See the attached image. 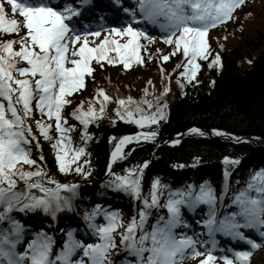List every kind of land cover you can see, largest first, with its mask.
<instances>
[{"label":"trees","instance_id":"16d2710c","mask_svg":"<svg viewBox=\"0 0 264 264\" xmlns=\"http://www.w3.org/2000/svg\"><path fill=\"white\" fill-rule=\"evenodd\" d=\"M254 2L257 3L254 10L256 14L248 15ZM243 26H246V29H243ZM24 33L25 30L20 29L19 35ZM6 39H18V35L0 31V41ZM206 39L213 57L207 62L199 59L206 68L203 72H197L194 79L180 75L183 68L177 66L183 64L187 58L183 56L182 50L172 55L170 49L174 45L157 36H150L146 38L147 41H143L139 53L142 63L133 58L129 67L125 68L120 65L114 67L106 61L100 62L103 65L101 67L93 61L94 71L91 75H86V86L67 97L71 104L64 109L67 120L65 127L71 126V131L66 134L71 137V147L85 149L84 154L74 161L69 153V166L66 171H61L57 163L56 152L52 147L55 141L44 139L36 128L35 120L41 119V115L39 111H35L34 117L28 119V123L32 125V136L29 137L30 142L24 145L26 149H30V156L35 164H21L18 167L31 172L42 169L43 174L39 180L32 177L31 182L44 187L53 183L80 185L73 195L63 194L60 214L56 220L57 227L53 225L43 206L21 210V206L16 205L5 214L6 218L0 220L1 223L11 232V221H15L27 231H40L48 241L54 237L55 231L63 233L65 229L80 226L90 229L99 240V235L90 224H107L104 213H117L121 226L115 230L116 247L110 249L107 259L114 260V264H137L138 258L129 250L117 255L120 252L118 247L121 234L127 227V222L135 218L139 223L141 210L148 213L143 231L151 232L152 226L158 221L162 224L163 220H167L169 213L165 205L169 199L194 200L201 192V186L206 185L212 190L214 203L209 205L198 202L191 207L188 203L181 204V223L173 229L175 237L180 234L184 237L185 233L200 231L198 236L205 239L202 231L209 232L204 221L209 218L210 208H214L219 221L239 212L240 206L234 201L241 192L253 197L258 196L255 187L249 189L248 185L253 183L264 187V148H257L251 141L234 143L208 135L182 138L175 145L165 144L191 126L219 130L234 139L244 136L264 139V0H244L234 11L232 19L216 29L209 30ZM244 46L255 48L256 53L248 67L238 71L237 58L241 56ZM13 47L19 49L20 45L16 43ZM217 54L220 61L218 64H212ZM163 55H169V60H162ZM181 58L183 59L180 60ZM177 60L179 62L175 65L174 61ZM177 73L179 75L175 76ZM165 82L171 83L166 92ZM97 89H103L112 99L106 103L103 116L88 124L86 131L89 138L82 140L85 129L80 121L69 114L81 101L84 102L86 110ZM115 91L124 93L125 99L131 97L135 101H151V109L147 104L140 105L148 114L155 112L156 105H166L163 107L164 118L144 127H139L134 121L125 118L119 119L113 114L114 109L119 107ZM95 106L97 109L100 107L98 102ZM121 111L123 112V109ZM134 118H138L135 112ZM44 120L51 122L47 121V117ZM141 130L145 133L156 132L155 137L159 142L155 137L133 139L122 156L109 165L110 153L120 139L135 137ZM51 134L56 136L55 131ZM224 157L238 162L225 163ZM143 163H147L145 167L135 169ZM77 167L81 168V172L76 171ZM127 170H134L130 174L131 177L139 178V196L134 195L131 190L116 187L113 183L117 177L126 176ZM108 171L111 174L107 175ZM224 171L229 173L228 179L223 175ZM258 173L261 175L258 176ZM253 177L256 179L253 180ZM14 179L15 191L24 192L25 181L19 176ZM154 181L159 182L156 189L158 206L146 208L144 199L147 198L151 204ZM4 186L7 187V183ZM27 194L43 197L37 189H32ZM65 198L67 205L64 203ZM23 202L30 203V200L23 199ZM97 205L99 214L91 221L85 219V213L91 214ZM3 211L4 206L0 205V212ZM161 217L163 220H160ZM191 218L195 225L190 221ZM237 219L242 225L239 228L241 232V229L248 228L243 226V218L238 216ZM254 228L260 231L259 226ZM141 231L137 228V240ZM145 247H151L150 239L145 242ZM148 255L147 251L142 254L145 264ZM199 257L183 259L181 264H191Z\"/></svg>","mask_w":264,"mask_h":264},{"label":"snow or ice","instance_id":"6c2138e0","mask_svg":"<svg viewBox=\"0 0 264 264\" xmlns=\"http://www.w3.org/2000/svg\"><path fill=\"white\" fill-rule=\"evenodd\" d=\"M6 3L10 6L11 13L14 15L18 13L22 20L14 16L9 18L6 15L5 0H0V31L18 35V39L0 41V205L4 206V211L0 212V220H4L5 214L16 205H20L21 210L43 206L47 212L50 203L55 201L56 210H59L61 207L60 189L70 187L75 192V185L57 184L55 189H48L39 183L31 182L32 177L39 180L43 170L31 172L18 167L21 164H35L30 156V149L24 147L30 142L29 137L33 132L28 119L34 117L35 111H39L41 119L35 120L36 128L44 139L55 141L52 147L56 152L59 168L61 171L68 170L69 153L74 161L84 154L85 149L72 148L71 137L66 135L71 131V126L65 127L67 120L64 109L71 104V100L67 97L86 86V75H91L94 71L93 61L98 64L101 61L113 64L119 59L125 68L129 67V62L133 58L142 63V57L139 55L142 45L139 39L148 38L144 33L128 27L123 31L112 30L117 35L126 36L125 43L105 38L99 44L91 46L88 36H99L100 33H84L81 36L75 30L70 29L65 21L71 18V14L74 13L73 9L67 8L62 13L45 4L43 0L38 3H34V0H23V2L6 0ZM242 4L243 0H141L140 7L149 19H155L158 16L165 18L166 23L161 27L170 33L164 37L165 42L173 44L176 51L182 50L183 56L188 58L187 63L177 66L183 68L180 75L194 79L200 68L198 58L208 59L209 46L206 37L209 28L229 19L233 10ZM21 27L26 29L23 35H19ZM16 43H19V49L13 47ZM110 53H115V56H111ZM172 55H175V52ZM169 58V55L161 56L164 61ZM219 61L220 57L217 54L212 64H218ZM100 66L103 65L100 64ZM177 82L179 83V80ZM181 87H183L182 84ZM166 91H168L167 88H165ZM111 99L103 89H97L96 95L89 100L86 110L84 102L81 101L69 114L80 121L84 127L82 140L89 138L86 131L88 124L103 116L105 105ZM97 102L100 105L99 109L95 106ZM116 103L120 106L117 108L118 118L124 119L125 116L132 118L138 125L155 124L159 119L164 118L163 107L166 105H156L155 112L148 114L140 105L147 104L151 109L153 107L151 101H135L128 97L118 98ZM134 112L138 114V118H134ZM45 117L51 122H46ZM52 131H55V137L51 134ZM190 131L198 132L200 135L204 134L199 129H190ZM155 136L156 132L153 131L137 134L135 137H122L112 154L113 158L120 155L121 146L124 143L133 139H152ZM172 143L176 144L179 141L173 140ZM224 161L225 163L238 162L230 160L229 157H224ZM76 171L81 172V168L77 167ZM127 171L131 173L134 170ZM15 176L24 180L28 188H41L47 193V197L29 196L25 192L15 191ZM255 179L256 177H253V180ZM5 183L7 187L4 186ZM113 183L116 187H123L126 191L131 190L136 196L140 195L139 178H132L129 174L117 177ZM158 184V181L153 182L151 204L147 198L144 199L146 208L158 206L156 191ZM253 187L259 194L258 196L253 197L246 192H241L234 201L240 206L238 213H232L217 221L214 208H210L209 218L204 221L209 229V235L213 231H221L245 239L243 233L239 231L242 225L237 219L238 216L244 219V227L264 225V187L249 183L248 188ZM22 198L30 200V203H24ZM214 200L212 190L206 185L201 186V192L194 200L169 199L165 205L169 213L167 220L161 217L160 220H163V223L158 221L152 226L151 232L143 231L148 213L141 210L139 223L135 218L127 222V227L121 234V243L126 244L127 249L138 258L137 264H145L142 256L145 251L149 253L146 264H181L186 255L185 249L189 246H193L192 255L200 256L202 254L194 248L195 241L191 237L177 240L173 229L181 223L179 207L181 204L188 203L191 207L198 202H205L212 205ZM64 203L67 205L66 198ZM98 209L99 205L93 209L91 214L85 213V219L90 221L94 219L99 214ZM52 215L55 216V211ZM104 216L108 221L107 224H90V227H93L99 235V242L83 246L84 255L90 258V264H111L107 256L110 249L116 247L114 236L115 230L121 226L120 218L117 213H104ZM11 223V232L0 236V257H3L7 264H26L25 257L30 259L31 264H49V241L33 240L28 246L31 250L30 256L27 251L15 252L20 226L15 221ZM137 228L142 230L138 240L135 237ZM12 234H15L16 238H11ZM261 235L264 236V233ZM71 236L72 234L69 233V242L65 244V250L60 257L65 264H72L69 257L81 247V243L73 240ZM149 239L151 247L146 248L145 242ZM247 242L253 249L261 247L253 240ZM251 255L250 251H241L236 252L233 258L224 256L222 259L224 264H248ZM215 260L216 258L209 250L207 256L200 260L199 264H215ZM76 264H83V262L77 261Z\"/></svg>","mask_w":264,"mask_h":264},{"label":"rangeland","instance_id":"374dc122","mask_svg":"<svg viewBox=\"0 0 264 264\" xmlns=\"http://www.w3.org/2000/svg\"><path fill=\"white\" fill-rule=\"evenodd\" d=\"M256 5H257V3L256 2H254L253 3V6H252V8L250 9V12L251 13H248V15L249 14H251V15H255L256 13H255V7H256ZM260 5V4H259ZM5 6H6V10L8 9H10V6L9 5H7V3H5ZM238 7V6H237ZM237 7L233 10V12H232V14H231V17L229 18V19H227V20H224V21H222V22H220V23H218V24H216L214 27H211V28H209V30L210 29H212V28H218V27H220V26H222L223 24H225L227 21H230L231 19H232V17H233V15H234V11L237 9ZM9 13V12H8ZM248 15H246L245 17L246 18H248ZM14 16V18H18L17 17V15H13ZM12 16V17H13ZM166 23V20L164 21V24ZM131 28H133V29H135L136 30V28L135 27H132V26H130ZM128 28V27H127ZM102 29H104L103 27H100L98 30H96V31H94V30H92V31H89L88 33H90V32H100ZM243 29H246V26H243ZM165 33H169L168 31H166ZM208 34V33H207ZM177 36L179 35V32H177V34H176ZM114 37V36H113ZM113 37L110 35V34H103L102 36H101V40H104L105 38H108L109 40H111V39H113ZM115 38V37H114ZM115 40H117L116 38H115ZM127 40V39H126ZM126 40L125 39H122L121 41H119V40H117L118 42H120V43H125L126 42ZM96 44H93V46H95ZM141 51V50H140ZM170 52H171V54L173 53V52H175V54H177V51H176V49H175V47H171V49H170ZM140 53V52H139ZM255 53H256V50H255V48H250L249 46H244V47H242V49H241V56L239 57V58H237V63H236V68H237V70L238 71H241L243 68H245V67H248V65L250 64V62H251V59H252V56L253 55H255ZM213 54L212 53H210L209 52V54H208V59H202L203 61H205V62H207L208 60H209V58H212L213 56H212ZM113 56H115V53H113ZM183 58H181L180 60H182ZM199 59H201V58H198V60H197V62L200 64V68L198 69V71L197 72H203L204 71V69L206 68V65H203V64H201L200 62H199ZM157 60L155 59V62H156ZM175 62V65L176 64H178V62H179V60H177V61H174ZM188 62V58H186V59H184V61H183V64H185V63H187ZM114 64V67H118V65H120L121 67H124L123 66V63L122 62H120L119 61V59L117 60V62H115V63H113ZM177 75H179V73H177V74H175V76H177ZM171 84V83H170ZM170 84H169V82H165V87H164V91H165V88H167L168 89V87L170 86ZM150 89V88H149ZM163 91V92H164ZM115 95L118 97V98H124V97H126L125 95H124V93H121V92H119V91H115ZM117 98V99H118ZM128 98V97H127ZM120 107V106H119ZM121 110H122V108H121ZM113 114L114 115H117V108L116 109H114V112H113ZM125 119L126 120H130V121H133V119L132 118H128V117H126L125 116ZM147 124L148 123H145V124H143V125H138L139 127H144V126H147ZM200 128V127H199ZM202 129V128H201ZM202 130H206V129H202ZM209 130H214V129H209ZM141 133H145L143 130H141L138 134H141ZM203 135H207V134H203ZM228 135V134H227ZM190 136H201V135H186L185 137H183V138H186V137H190ZM215 136L216 135H214V136H211V137H214L215 138ZM230 138H232L231 136H230ZM239 138H241V137H239ZM140 139H144V138H140ZM232 139H234V138H232ZM235 139H237V138H235ZM155 140L157 141V142H159V139L158 138H156L155 137ZM180 140V139H179ZM178 140V141H179ZM228 140H230V139H228ZM172 141L173 140H171V141H167V142H165V144H167V145H175V144H173L172 143ZM248 141V140H247ZM130 143H128V144H126L125 146H124V148L122 149V151H121V153H120V155H122L123 153H124V151H125V149L128 147V145H129ZM119 155V156H120ZM2 225V223L0 222V236H2L3 234V231H2V227H3V225ZM69 236V235H68ZM229 237H233V235H231L230 234V236ZM235 237V236H234ZM68 239H69V237H68ZM66 242V241H65ZM257 244H259V245H261V247H259V248H256V249H253L252 247H251V245L248 243V244H246V245H242V246H244V247H247L248 248V251H250L251 253H252V255L250 256V258H249V261H248V264H264V236H261V240L259 241V242H257V241H255ZM65 244V243H64ZM204 247V246H203ZM206 249H204L203 251L206 253V254H208V252H209V250H211V253H212V248H214V238H211L210 239V241H209V243L206 245ZM231 249V251H233L234 253H236V252H238L239 250H236V248H230ZM237 249H240V247H238L237 246ZM76 250H78V248L76 249ZM206 250V251H205ZM236 250V251H235ZM212 255L216 258V260H215V264H224V262H222L223 260L222 259H220V256L219 255H216L215 254V252L214 253H212ZM207 255H205L203 258H201L200 260H202V259H204L205 257H206ZM219 257V258H218ZM234 257V254L232 255V256H230V258H233ZM199 260V261H200ZM87 264H90V258L87 256ZM199 261L198 262H196L195 260H194V262L193 263H195V264H199Z\"/></svg>","mask_w":264,"mask_h":264},{"label":"water","instance_id":"95a60500","mask_svg":"<svg viewBox=\"0 0 264 264\" xmlns=\"http://www.w3.org/2000/svg\"><path fill=\"white\" fill-rule=\"evenodd\" d=\"M190 129H199L200 132H203V133H205V134H207L209 136L216 135L215 138H217V139H220V138L230 139L234 143H238V142H241V141L249 140V141L253 142L257 148H264V139H261V138H258V137L244 136V137H241V138L232 139V138H230L229 135H227L225 133H222L219 130H209V129L202 130L201 128L195 127V126L188 127L184 131H182L181 133L175 135L173 137L174 140H179V139L185 137L186 135L187 136L188 135H200L198 132H191ZM217 133H219V134H217ZM116 146L113 149L112 153L110 154L109 164H111L115 160V158H113L112 154L116 150ZM123 147H124V144L121 146V150L123 149ZM60 184L69 185V186H72V185L79 186L80 185V184H72V183H60Z\"/></svg>","mask_w":264,"mask_h":264},{"label":"bare ground","instance_id":"6f19581e","mask_svg":"<svg viewBox=\"0 0 264 264\" xmlns=\"http://www.w3.org/2000/svg\"><path fill=\"white\" fill-rule=\"evenodd\" d=\"M149 23H151L152 25H156V22L155 21H151V20H149ZM232 243H234L235 244V242L234 241H232Z\"/></svg>","mask_w":264,"mask_h":264}]
</instances>
